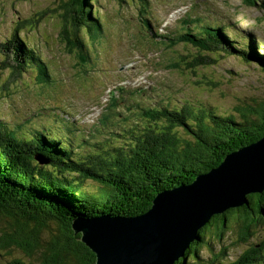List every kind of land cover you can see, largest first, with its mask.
<instances>
[{
	"label": "rangeland",
	"instance_id": "374dc122",
	"mask_svg": "<svg viewBox=\"0 0 264 264\" xmlns=\"http://www.w3.org/2000/svg\"><path fill=\"white\" fill-rule=\"evenodd\" d=\"M68 1L0 0V61H14L13 55L10 57L6 51L7 42L14 35L27 44L34 57L20 63L23 72L11 77L6 64L0 62V122L18 135L39 130L50 138L60 137L61 142L80 154L98 153L103 144L121 143L123 128L134 125L142 112L171 107L182 109L191 117L209 107L210 114L223 115L235 114L238 108L259 109L264 104V73L251 63L230 54L221 55L219 51L206 54L210 58L216 56L212 65L200 64L195 56L203 54L201 46L193 47L182 38L162 44L152 38L155 28L166 20L167 12L193 0H93L90 11L95 13L92 18L98 26L77 32L71 22ZM196 1V9L189 17L198 13L201 22L189 30L190 34L202 24L220 27L236 45L253 40L264 55V0ZM85 17L79 16L78 22L85 23ZM78 22L76 26L81 27ZM165 30L168 36L176 37L184 31V21L172 17L167 20ZM76 40L82 45L80 49L75 47ZM14 48L13 45L12 51ZM147 51H151L149 57ZM133 54H142L147 62L141 60L130 72L109 73V69H123V62ZM30 68L35 70L29 71ZM40 72L46 75L41 76ZM123 79L129 89L139 84L144 93L133 99L124 97V93L119 97L123 101L114 107L109 120L98 122L100 109L91 105L92 101L98 93L104 94L101 88ZM55 106L65 113L59 114ZM69 121L83 123L75 125ZM165 123L161 115L152 125ZM75 181L89 185L96 196L105 197L109 192V186L101 180ZM234 217L238 220L242 215L233 214L231 227L225 231L221 244L213 242L211 248L203 247L198 252L200 259L193 264H210L209 257L221 252L219 262L229 263L250 248V242L264 238V220H260L253 229L255 240L239 243ZM51 224L47 222L48 227L54 226ZM55 227L58 230L59 225ZM14 229L11 216L1 215L0 264H15V259L24 264H40L44 249L28 255L23 247L16 246L24 235Z\"/></svg>",
	"mask_w": 264,
	"mask_h": 264
},
{
	"label": "trees",
	"instance_id": "16d2710c",
	"mask_svg": "<svg viewBox=\"0 0 264 264\" xmlns=\"http://www.w3.org/2000/svg\"><path fill=\"white\" fill-rule=\"evenodd\" d=\"M92 1H68L76 32L98 26L92 18L95 13L90 11ZM83 14L85 23L78 22ZM77 22L82 26H76ZM189 30L173 41L182 38L193 47L201 46L203 54L195 56L200 64L212 65L216 56L210 58L206 54L222 51L221 55L239 57L264 73V55L253 40L236 45L223 28L210 25H200L194 34ZM23 42L17 35L7 42L6 51L14 61L0 62L6 64L10 77L23 72L20 63L26 58L34 59L32 50ZM75 47H82L79 40ZM211 111L208 107L191 117L184 110L171 107L142 112L134 125L123 128L121 143L103 144L100 152L87 154L75 151L60 137L50 138L39 130L18 135L0 122V216L10 215L16 226L14 232L24 235L16 246L24 248L28 255L44 249L40 264H92L95 253L79 241L81 232L74 233L73 220L77 224L97 217L130 218L146 212L158 193L191 184L197 174L217 168L225 155L264 136V104L259 109L238 108L235 114H210ZM161 115L166 123L153 126ZM75 179L84 183L87 179L104 181L109 192L105 197L96 196L89 185L82 186ZM245 198L246 203L225 207L201 223L183 255L172 264H193L200 259L198 252L203 247L211 248L213 242L221 244L233 214L242 215L238 220L234 217L238 242L255 240L253 229L264 220V188L247 193ZM47 222L54 226L48 227ZM55 224L59 225L58 230ZM222 253L209 257L210 264H263L264 238L250 242V248L229 263L219 262ZM13 263L24 264L18 259Z\"/></svg>",
	"mask_w": 264,
	"mask_h": 264
},
{
	"label": "water",
	"instance_id": "95a60500",
	"mask_svg": "<svg viewBox=\"0 0 264 264\" xmlns=\"http://www.w3.org/2000/svg\"><path fill=\"white\" fill-rule=\"evenodd\" d=\"M263 188L264 136L229 153L217 168L197 174L191 184L158 193L145 213L73 220L71 226L95 253L92 264H172L211 214L246 203L247 193Z\"/></svg>",
	"mask_w": 264,
	"mask_h": 264
},
{
	"label": "bare ground",
	"instance_id": "6f19581e",
	"mask_svg": "<svg viewBox=\"0 0 264 264\" xmlns=\"http://www.w3.org/2000/svg\"><path fill=\"white\" fill-rule=\"evenodd\" d=\"M143 6V5H142ZM145 11V10H144ZM149 13V12H148ZM146 19V18H145ZM147 22V21H146ZM176 42V41H175Z\"/></svg>",
	"mask_w": 264,
	"mask_h": 264
},
{
	"label": "flooded vegetation",
	"instance_id": "af4514ba",
	"mask_svg": "<svg viewBox=\"0 0 264 264\" xmlns=\"http://www.w3.org/2000/svg\"><path fill=\"white\" fill-rule=\"evenodd\" d=\"M72 22V21H71ZM74 26V25H73Z\"/></svg>",
	"mask_w": 264,
	"mask_h": 264
}]
</instances>
